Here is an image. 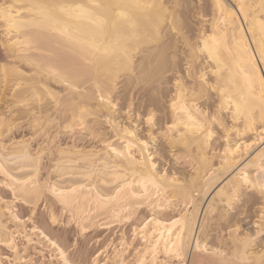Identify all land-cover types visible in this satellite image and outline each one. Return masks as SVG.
<instances>
[{
    "label": "snow or ice",
    "instance_id": "obj_1",
    "mask_svg": "<svg viewBox=\"0 0 264 264\" xmlns=\"http://www.w3.org/2000/svg\"><path fill=\"white\" fill-rule=\"evenodd\" d=\"M257 12L258 24L252 22ZM240 17L247 29L238 27ZM65 18L86 19L95 31L82 40L61 27ZM229 23L233 45L220 37V25ZM65 44L78 55L60 67L48 58ZM0 46L13 57L0 65V264H101L107 249L88 240L98 221L110 225L102 214L136 223L133 214L145 208L144 243L128 245L135 254L129 251L127 264H187L193 244L191 264H264V0H237L232 7L223 0H4ZM233 46L244 58V90L235 89L223 58L222 50L231 57ZM133 49L151 53L139 70L131 65ZM45 75L63 90L47 88ZM167 81L176 88L171 122L162 95ZM144 89L151 99L137 109L136 93ZM249 133L259 139L237 142ZM65 136L92 143L71 168L60 147ZM161 141L163 150L156 151ZM217 158L219 191L200 222L194 213L210 190L201 188L200 173ZM253 204L256 231L241 234L240 221ZM163 219L170 221L167 237L159 231ZM151 224L149 237L144 229Z\"/></svg>",
    "mask_w": 264,
    "mask_h": 264
},
{
    "label": "bare ground",
    "instance_id": "obj_2",
    "mask_svg": "<svg viewBox=\"0 0 264 264\" xmlns=\"http://www.w3.org/2000/svg\"><path fill=\"white\" fill-rule=\"evenodd\" d=\"M10 3H31L33 0H8ZM58 2L65 3V4H81V5H89L93 2H96V0H58ZM102 2V0H101ZM181 3V1H179ZM198 2V1H197ZM212 0H207V4H211ZM226 4H228L230 7L234 6L237 3V0H223ZM248 3H253V4H259L260 0H247ZM0 3H4V0H0ZM179 14L182 17V12L179 11ZM184 14V13H183ZM209 15H211V8L209 7ZM184 16V15H183ZM244 18L240 17V19L237 21V25L244 27L245 29L248 28V24L243 23ZM253 23L258 24L259 23V13L257 12L255 19L252 21ZM61 27H66L70 33L73 35L77 36L78 38L82 40H87L90 38L91 33L95 31V26L91 24L88 20L83 19V20H69L67 18L64 19V21L61 24ZM220 28L223 30L220 33L221 39H224L228 42L229 45H233L232 41V26L231 24H221ZM208 32H211V25L208 26ZM21 40L24 39L23 36L20 37ZM45 47H48V45H45ZM0 49L3 53V57L0 58V65H3L5 63H12L13 62V57L10 54H6L5 49L0 46ZM10 51V50H9ZM56 57L53 58H48L50 61L54 64H57L60 67H63L65 64L71 63L73 60L77 59L78 55V50L75 48L74 45H67L65 44L59 49H56ZM223 58L227 60V62L230 64L233 70V76H234V84H235V89L236 90H244L246 88L245 85V80L244 77L246 75L245 65H244V58L240 56L237 53V50L233 46L232 48V55L231 57L229 56L227 51H223ZM151 55L149 51H136L133 49L132 51V60H131V65L134 66L136 70H139L141 62L146 61V59ZM205 57L207 56L206 53H203ZM18 63V66L20 67V70L22 72L27 73L29 68L26 63ZM260 67H264V65H261ZM37 79H40V77H37ZM44 81H45V86L52 91H55L57 93L61 92L63 90V85L58 83L55 79L49 77L48 75L44 76ZM169 95H167V102H168V119L171 122L172 121V110H171V101L174 93L176 92L175 88V81H172L171 84V89H170ZM145 95L147 98L148 102L151 99V91L148 89H144ZM204 102H202L203 104ZM142 104V103H141ZM141 107V105H138ZM138 108V107H137ZM205 110L207 108L205 107ZM179 115V113H177ZM242 127V125H241ZM248 135H252L253 138L259 139L258 137L254 136V134H246L245 136L241 137L240 139L237 140L238 143L244 144V143H251V140L247 139ZM20 137H17L19 139ZM64 141L62 140L60 147L65 149L66 156V166L67 167H74L73 163V157L76 156V154L80 151H83L84 153H87L88 149L92 147V144L88 145H80L78 144L76 140H73L70 136H65ZM235 138V137H234ZM78 140V139H77ZM91 143V142H90ZM259 143H257L255 146H253L252 154L256 150H259ZM99 150V149H98ZM156 150V149H155ZM157 151V150H156ZM220 153H223V148H220ZM209 157L212 156V153H208ZM79 158V157H77ZM81 159V164L84 165L85 161ZM102 159L105 162L111 163V160H109L107 157H102ZM93 163L99 165L100 161H89L85 166L86 167H91ZM222 161L217 158V159H210L209 164L211 167L207 169V172L201 170L200 173V180L199 184L201 185V188L203 187H209L210 190L208 194L201 195L200 200L204 201L200 205H198L197 209L195 210V215L198 218V221L203 222L204 220V210H207L209 207V204L207 203L208 201H211L213 196L216 195V192L219 191V187H216L215 184L213 183L214 181V175H213V169H219ZM191 175V171L188 173ZM77 179L82 180V182L87 183L86 181L83 180V177L80 176L79 174L76 177ZM217 204L219 205V199H217ZM222 207V205H220ZM115 211L117 213L120 212V209L118 206H116ZM256 211H258L256 209ZM147 212V209H139L137 210L136 213L133 214V219L136 220V223H132V220L127 219L125 217L121 221H117L113 217L112 211H108L107 213L102 214L101 219L104 221H111L110 225H105L102 224L98 221L96 228L94 229L93 233L95 232H102L106 233L108 235L107 239L102 243L101 248L107 249V255L103 256V259L101 260V264H103V260H109L110 264H127L128 259H131L132 257L128 256L129 251L131 250L133 255L135 254V248L129 249L128 245L135 243V247H141V245L144 243L143 240V233L140 231V228L143 227L141 221L142 219L145 218V214ZM257 214V212H256ZM170 215L172 219H175V215H172L171 213L167 214ZM139 225V227H137ZM161 225L162 227L159 229V231L164 232V236L167 237L168 232L166 231V228L170 226V221L168 219H163L161 220ZM254 225V223H253ZM134 227H137V236L136 240H133V233L132 229ZM254 227V226H253ZM156 228L155 224L149 225L148 228L144 229V232H147L149 237L151 236L152 229ZM241 229V228H240ZM178 230V229H174ZM250 231V230H249ZM256 229L252 232L253 234L255 233ZM128 232V233H127ZM244 232L248 231H241V234ZM196 235H199V229H196L195 232ZM175 237L173 236V239ZM259 240V239H257ZM94 241L101 242L102 238H96ZM93 241V243H94ZM211 245L215 246L218 242L215 239L211 240ZM260 244V243H259ZM260 245H257V248L259 249ZM100 249H98L99 251ZM195 250V246L193 244L192 249H189L186 252L185 255V260L187 261V264H191L192 261V252ZM163 251V240L161 241V252Z\"/></svg>",
    "mask_w": 264,
    "mask_h": 264
},
{
    "label": "rangeland",
    "instance_id": "obj_3",
    "mask_svg": "<svg viewBox=\"0 0 264 264\" xmlns=\"http://www.w3.org/2000/svg\"><path fill=\"white\" fill-rule=\"evenodd\" d=\"M179 1H181L182 4H186V5H191L193 2H195L196 4H201L202 2L207 4V0H179ZM197 1H198V2H197ZM179 11L182 12V17H184L183 19L187 18V16H188L187 9H185V8H181ZM205 11H206V12L208 13V15H209V8H206ZM183 13H184V14H183ZM183 15H184V16H183ZM2 57H3V53H2V51H1V49H0V58H2ZM169 84H172V81H167V82L165 83L163 89H162V95H163V98H164L165 100H167V95H169V93H170V91H171V90H170L171 88L168 87ZM135 100H136V107H138L137 109H139V108H141L142 106H144V105L147 103V102H146V101H147V98H146V95H145V91H144V90L138 91V92L136 93ZM141 103H142V104H141ZM138 105H141V107L138 106ZM17 137H19V135H18ZM64 139H65V138L63 137L62 140L64 141ZM76 141H77L78 144L80 143V145L82 144V145H85V146L88 145V143H89V144H92V143H90V142H88V143L81 142L79 139H78V140L76 139ZM156 150H157V151H162V150H163V142H162V141L159 143V145H158V147L156 148ZM189 171H190V169H189ZM256 209L258 210V208H257V206H256L255 204L251 205V206L247 209V215H244V216L242 217L241 221H240V225H239V227L241 228V229H240L241 231H249V230H251V231L253 230V231H254V230H255V227H253V226H254L253 223H254V221H255V219H256V212H257ZM236 215H239V213H236ZM235 218H236V216L233 215V216H232V220L235 221ZM127 233H128V232H127ZM107 237H108V235H107L106 233H102V232H95V233H92L91 236H90V238H89V240H88V244H89L92 248L98 250V249L101 248L102 243L107 239ZM96 238H102V241H101L99 244H97V243H93V241H94ZM257 239H259V237H258ZM258 241H259V240H258ZM258 245H260V244L258 243Z\"/></svg>",
    "mask_w": 264,
    "mask_h": 264
}]
</instances>
